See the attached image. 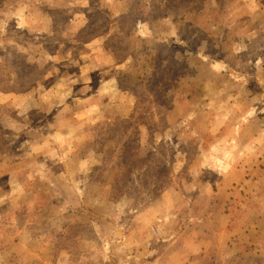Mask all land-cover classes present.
I'll list each match as a JSON object with an SVG mask.
<instances>
[{"label": "rangeland", "instance_id": "obj_1", "mask_svg": "<svg viewBox=\"0 0 264 264\" xmlns=\"http://www.w3.org/2000/svg\"><path fill=\"white\" fill-rule=\"evenodd\" d=\"M0 264H264V0H0Z\"/></svg>", "mask_w": 264, "mask_h": 264}, {"label": "crops", "instance_id": "obj_2", "mask_svg": "<svg viewBox=\"0 0 264 264\" xmlns=\"http://www.w3.org/2000/svg\"><path fill=\"white\" fill-rule=\"evenodd\" d=\"M6 97H7V96H0V98H2V99H6Z\"/></svg>", "mask_w": 264, "mask_h": 264}]
</instances>
